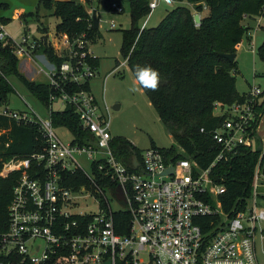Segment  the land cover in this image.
<instances>
[{"label":"built area","instance_id":"built-area-1","mask_svg":"<svg viewBox=\"0 0 264 264\" xmlns=\"http://www.w3.org/2000/svg\"><path fill=\"white\" fill-rule=\"evenodd\" d=\"M157 5V0L152 1L151 10ZM109 9L125 12L117 1ZM146 27L145 23L142 30ZM111 28H115L114 22ZM43 32L41 38L26 31L16 39L0 21V43L19 62L28 58L38 64L42 59L47 68L38 66V74L51 89L47 119L26 100L28 111L0 104V119L37 126L44 140L40 152L4 164L2 177L18 174V178L8 220L0 225V264H260L256 249L258 235L264 239V210L258 212V190L264 186L260 167L252 195L254 207L248 214L246 206L241 211L225 210L227 186L214 169L234 160L241 148H254L253 135L262 116L257 110L261 90L254 88L245 102L222 108L220 115L229 118L213 132L218 154L208 168L151 148L138 157L140 166L135 170L133 160L125 165L113 145L110 108L92 94L90 82L96 69L90 62L95 58L91 42L86 36L71 40L57 31ZM43 46L64 59L62 64L41 53ZM6 80L15 90L9 78ZM56 103L78 116L89 134L85 144L76 142L75 136L69 144L59 137L51 118ZM83 157L91 163V174L79 162ZM171 168L173 174L164 175ZM76 172L88 179L90 188L81 186L75 191L64 185V175ZM98 174L109 185L99 186ZM120 186L126 204L115 197ZM107 189L124 209H113ZM85 194L95 199L97 212L80 209ZM123 211L130 213L131 221L120 233L115 214Z\"/></svg>","mask_w":264,"mask_h":264},{"label":"trees","instance_id":"trees-1","mask_svg":"<svg viewBox=\"0 0 264 264\" xmlns=\"http://www.w3.org/2000/svg\"><path fill=\"white\" fill-rule=\"evenodd\" d=\"M113 1L123 7L127 2L131 11L133 27L123 33V57L134 75L138 65L150 66L159 72L158 90H143L184 154L168 155L174 154V149L161 151L178 159H191L201 168H208L218 154L213 132L229 118L228 115L214 114L217 105L224 107L243 103L248 96L240 94L236 88L234 73L237 61L231 62L223 55L237 54L250 30L244 25L245 19L264 18V0H172L173 9L160 25L144 30L140 25L152 13V0H108V7ZM42 5L59 20L58 33L67 34L71 40L86 36L90 42L96 41L99 29H94L91 0H42ZM7 9L8 5L0 0V14ZM197 13L201 15L200 26L194 20ZM37 19L39 23V14ZM0 21L7 24L2 19ZM39 29L47 30H43L41 24ZM40 52L48 54L57 65L64 61L47 46H43ZM90 62L97 69L99 59L94 58ZM6 78L20 80L28 92L48 108L49 84L23 75L18 58L10 48L0 43V104L8 103V96L14 92ZM257 110L263 113L264 102ZM51 118L56 128L68 129L76 142L85 144L89 139L72 109L54 111ZM113 145L118 149L119 159L127 166L131 165L134 152L141 157L136 146L126 138H114ZM43 146L44 140L37 126L18 125L12 120L0 119V225L8 220V207L18 178V174L2 177L4 164L12 158H26L40 152ZM259 167L260 174L264 176L263 150L246 147L241 148L231 162L216 166L214 174L228 190L223 200L227 212L241 211L246 206V199L252 198ZM97 177L99 186L109 185L102 175ZM64 185L75 191L81 186L90 188L88 179L79 172L65 174ZM258 192L260 198L264 186ZM115 221L118 231L124 233L131 215L127 211L116 213ZM121 223L123 225L119 226Z\"/></svg>","mask_w":264,"mask_h":264},{"label":"rangeland","instance_id":"rangeland-1","mask_svg":"<svg viewBox=\"0 0 264 264\" xmlns=\"http://www.w3.org/2000/svg\"><path fill=\"white\" fill-rule=\"evenodd\" d=\"M107 1L91 0L93 11H97L99 30L96 41L90 44V52L93 57L99 59V65L95 70V77L91 80L90 86L92 94L98 102L102 105L107 104L111 110L110 131L113 137H123L132 142L141 156L151 148L167 149V151L174 149V154L168 155H183L184 152L161 122L150 98L137 84L134 73L123 57V33L133 27L130 7L127 2H124L125 12L117 14L109 9ZM1 2L7 4L8 9L0 14V19L7 23L6 30L16 39H21L26 31L34 37L41 38L44 32L38 31L40 24L43 30L47 29L50 33L55 34L57 31L59 20L52 11L44 8L42 0H1ZM157 2V8L140 26H144L146 23L150 29L157 28L173 9V6L164 0H157ZM37 14H39V23H37ZM24 15L26 17H23ZM259 19L261 18L250 17L244 21V25L250 30L237 52L234 74L237 91L240 94H250L254 88H259L263 94L259 97V102L262 104L264 102V55L262 54L264 18H262L261 23H259ZM113 22L115 23L114 29L111 28ZM26 61L28 58H21L19 68L21 73L30 79L24 70ZM37 63L32 62L35 69H38V66L47 68L42 59L37 60ZM9 80L15 90L8 96L7 107L17 111H28L29 109L25 104L26 100L43 119L49 117L46 107L28 92L20 80L16 78H9ZM37 81L45 82L46 78L39 76ZM64 108L62 103H56L53 110L62 111ZM222 108V106H218L214 114H222ZM56 132L66 144L73 142L74 135L68 129L57 127ZM253 144L255 150H264V111ZM79 162L87 173H92L91 163L86 158L79 159ZM105 193L115 211L124 209V206L114 198L110 190L107 189ZM245 204L248 214V211L254 207L252 198H247ZM80 205L82 206L81 210L88 212H97L98 210L95 199L86 194L83 196ZM258 206V212L264 210V192L260 193ZM262 226L264 228V223ZM256 249L259 263L264 264V239L260 234Z\"/></svg>","mask_w":264,"mask_h":264},{"label":"water","instance_id":"water-1","mask_svg":"<svg viewBox=\"0 0 264 264\" xmlns=\"http://www.w3.org/2000/svg\"><path fill=\"white\" fill-rule=\"evenodd\" d=\"M167 3L172 4V0H167ZM93 24H94V29L97 30L99 29V20H98V15H97V11H93ZM195 23L197 26L201 25V15L200 14H196L194 17ZM226 59L230 60L231 62H234L236 60L237 54H226L223 55ZM140 166V162H139V158L136 152H134L133 155V168L136 170L138 169ZM174 169L171 168L169 170H167L164 175H168V174H173ZM115 197L117 198V200L123 202V203H127L126 200V196L124 194V190L123 188L120 186L117 189L116 195Z\"/></svg>","mask_w":264,"mask_h":264},{"label":"clouds","instance_id":"clouds-1","mask_svg":"<svg viewBox=\"0 0 264 264\" xmlns=\"http://www.w3.org/2000/svg\"><path fill=\"white\" fill-rule=\"evenodd\" d=\"M135 78L137 84L144 89L156 91L159 88L160 74L150 66L138 65L135 71Z\"/></svg>","mask_w":264,"mask_h":264},{"label":"crops","instance_id":"crops-1","mask_svg":"<svg viewBox=\"0 0 264 264\" xmlns=\"http://www.w3.org/2000/svg\"><path fill=\"white\" fill-rule=\"evenodd\" d=\"M23 17H26L25 15ZM261 19H259V23H261ZM38 23V22H37ZM41 29H38V31H40ZM42 31V30H41ZM43 32V31H42ZM243 44V43H242ZM242 44L240 45V47L242 46ZM240 47H238V51L240 50ZM24 70L26 72L27 75L30 76V79L31 80H38V77L39 76H42L40 74H38V70L35 69L33 66H32V61L28 60L24 63ZM47 81V80H46ZM45 81V82H46Z\"/></svg>","mask_w":264,"mask_h":264}]
</instances>
